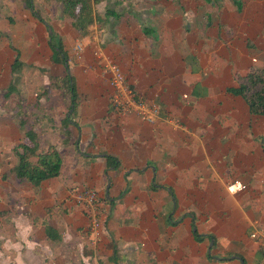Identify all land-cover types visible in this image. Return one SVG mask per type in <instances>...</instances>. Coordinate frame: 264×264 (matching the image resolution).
I'll use <instances>...</instances> for the list:
<instances>
[{
    "label": "crops",
    "instance_id": "obj_1",
    "mask_svg": "<svg viewBox=\"0 0 264 264\" xmlns=\"http://www.w3.org/2000/svg\"><path fill=\"white\" fill-rule=\"evenodd\" d=\"M92 15L80 34L56 0H0V264H262L250 234L264 232V114L229 89L264 68V0H102ZM106 63L159 106L153 122L114 111ZM52 70L75 102L46 99ZM31 128L62 159L38 186L11 172ZM85 189L100 198L97 235L75 200Z\"/></svg>",
    "mask_w": 264,
    "mask_h": 264
},
{
    "label": "trees",
    "instance_id": "obj_2",
    "mask_svg": "<svg viewBox=\"0 0 264 264\" xmlns=\"http://www.w3.org/2000/svg\"><path fill=\"white\" fill-rule=\"evenodd\" d=\"M61 5L63 16L71 20V24L84 34L88 25L93 22L92 5L102 0H56ZM215 3L220 0H213ZM106 15H110L107 10ZM34 16L41 19L34 11ZM42 20V19H41ZM49 47L52 51L50 61L62 66L67 64L68 56L64 50L59 36L52 31L49 34ZM16 61L14 67L18 66ZM53 84L60 90L63 97L69 99L70 103L77 98L74 83L68 74L52 77ZM13 88V86L11 87ZM232 93L240 95L246 101L249 111L253 114H264V68H251L245 74L237 77V86L229 89ZM19 120V125L23 124V118ZM27 143H20L18 147L21 151L17 152L18 162L11 169L15 177L30 182L33 186H38L41 181L56 177L60 172L61 155L54 149L49 148L45 151L40 150L36 133L33 129L26 131ZM71 137L68 133L67 138ZM107 164H116L112 156H107ZM198 241L204 238L195 232ZM259 249L264 253V246L259 245ZM264 264V260L262 262Z\"/></svg>",
    "mask_w": 264,
    "mask_h": 264
},
{
    "label": "built area",
    "instance_id": "obj_3",
    "mask_svg": "<svg viewBox=\"0 0 264 264\" xmlns=\"http://www.w3.org/2000/svg\"><path fill=\"white\" fill-rule=\"evenodd\" d=\"M80 50H82V45L78 43L75 51L79 53ZM103 70L110 76V85L113 88V92L110 96L109 103L114 111L122 115L134 113L143 121L153 122L159 115V106L139 96L129 86L118 65L106 63ZM228 188L231 192H237L245 189L246 184L242 181H233L228 185ZM75 200L86 208L89 231L94 235L99 234L102 221L100 217V198L97 192L92 189L82 190L75 195ZM250 236L251 238L259 240L264 246V232L262 234L253 232Z\"/></svg>",
    "mask_w": 264,
    "mask_h": 264
},
{
    "label": "rangeland",
    "instance_id": "obj_4",
    "mask_svg": "<svg viewBox=\"0 0 264 264\" xmlns=\"http://www.w3.org/2000/svg\"><path fill=\"white\" fill-rule=\"evenodd\" d=\"M56 72H59V71H55V70H52L51 72L49 71V72H44L42 75H44L43 76V78H47V80H48V86H47V88H45V87H43L44 88V93H45V95H46V99L47 98H50L51 99V97L50 96H52V98L54 97V101L55 102H58V100L60 101V95H61V93H60V95L59 96H53L52 94H51V92L50 93H48L47 94V91H50V89H56L57 87L53 84V80H52V77H56V76H59L60 74H57ZM34 75V74H33ZM33 75H29L27 78H25V77H23V76H21L20 78H21V82H22V86L19 88V94L18 95H13V97L15 98L14 99V101L17 99V97H21L20 99H24V101L26 100V91H25V88H26V85L27 84H30V83H32L31 81H30V78L33 76ZM42 78V79H43ZM42 84H43V82H42ZM58 89V88H57ZM18 100V99H17ZM23 102V101H22ZM20 104V103H19ZM18 103H16V105L19 107V106H21V105H19ZM17 107V108H18ZM22 108H24V105H22L21 106ZM26 110L29 112L30 110H32L33 112H34V110L35 109H31V108H29L28 106H26Z\"/></svg>",
    "mask_w": 264,
    "mask_h": 264
}]
</instances>
